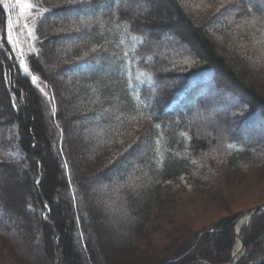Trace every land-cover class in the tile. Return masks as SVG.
<instances>
[{
    "label": "trees",
    "instance_id": "1",
    "mask_svg": "<svg viewBox=\"0 0 264 264\" xmlns=\"http://www.w3.org/2000/svg\"><path fill=\"white\" fill-rule=\"evenodd\" d=\"M135 1L38 0L23 70L0 0V264H224L264 203L234 206L264 186V0ZM225 96L235 134L208 140ZM239 235L235 264H264V208Z\"/></svg>",
    "mask_w": 264,
    "mask_h": 264
},
{
    "label": "rangeland",
    "instance_id": "2",
    "mask_svg": "<svg viewBox=\"0 0 264 264\" xmlns=\"http://www.w3.org/2000/svg\"><path fill=\"white\" fill-rule=\"evenodd\" d=\"M3 1L6 7V16H7L6 39L10 46L11 55H12L11 57L18 63L21 69L25 70V66L23 63V58H24L23 54L28 53L29 51L28 48L30 47L29 43H30V40H31L30 38L32 37V33H33L34 22L37 16L41 13V11L33 10V8L39 5L38 0H3ZM132 7L135 10V13L142 16L144 7H145L143 2H140V0L135 1ZM42 8L44 9V7ZM170 43L171 44H167L161 41L158 47H155L156 49L154 50V52H156V54L159 55V54H164L165 52H168L170 50L180 51L184 49L181 45L179 44L177 45L175 42L172 43L170 41ZM232 100L234 101V99ZM233 101H231L230 98L226 97L225 102L223 100V102L220 103L222 104L221 107L218 106L219 105L218 103L214 102L213 104H215V106L212 108V105H211V107L207 109L206 117L203 121H201V125L199 128L201 129V132H203V136L206 137L208 140L213 139L216 136L226 137L227 135L235 134V133H232L233 131L232 127L228 128L227 125L224 124V122H220V120H218L220 116H223L221 115L222 112H220L221 110H219V108L227 109V107L236 106L235 102ZM116 116H117V113L115 112V109L113 108V106H109L105 110V116L103 119L106 123V121L110 117H116ZM206 122L209 124L207 127L204 125ZM67 131L71 132L74 136H78L80 138H81L80 134L82 136L86 134L88 136L87 140H89L90 136L94 132L97 131V127H95L91 122L87 121L84 123H75L72 126H70L67 129ZM258 136H261V135H259L258 133ZM105 181L107 182V179L98 181L97 183L93 184L89 188L90 193H92L93 195L92 199L95 202L99 201L100 199L99 196L103 194V192L106 190L107 186H106ZM259 195H263L264 197V186L260 187L259 190L247 196L245 199L243 198L242 200L235 202L234 206L244 205L243 207L246 208L245 206H248L254 203L255 200H258ZM103 199H105V197ZM109 204L111 203L108 202V204H104V205H109ZM190 208H193V205L188 203L186 209H190ZM27 209L29 211H32L31 208L29 207ZM245 211H248V210H245ZM196 212L200 215V218H202V220L205 222H209L215 218H218V216L224 215L225 213L222 211L214 210L212 208H203V207H200ZM186 216L188 218L187 222H183L181 220L178 221L184 227L191 226L190 220L194 219V215H191L190 212H188ZM169 219H170V222L172 223L176 221V219L173 217ZM6 223H10V226L17 228L14 222L10 220H8V222ZM244 253L247 254L246 251Z\"/></svg>",
    "mask_w": 264,
    "mask_h": 264
},
{
    "label": "water",
    "instance_id": "3",
    "mask_svg": "<svg viewBox=\"0 0 264 264\" xmlns=\"http://www.w3.org/2000/svg\"><path fill=\"white\" fill-rule=\"evenodd\" d=\"M260 208H264V203H261V204H258V205H256V206H254V207H252L250 210H249V212H247V211H245V213H247V214H245L244 216H242V217H240L237 221H236V223H235V226H234V230H235V238H236V241H239V243H240V254H238L237 256H235V255H233V253H232V255H231V259L227 262V263H224V264H235V263H237V261L240 259V258H242L243 256H244V252H245V248H244V245H243V241H242V238H241V236L239 235V231H240V229L239 230H237L236 229V226H237V224L239 223V222H243V224L244 223H247L249 220H250V218H251V216H252V214L256 211V210H258V209H260ZM244 217V218H243ZM242 224V225H243ZM197 264H208V263H206V262H204V263H197Z\"/></svg>",
    "mask_w": 264,
    "mask_h": 264
},
{
    "label": "bare ground",
    "instance_id": "4",
    "mask_svg": "<svg viewBox=\"0 0 264 264\" xmlns=\"http://www.w3.org/2000/svg\"><path fill=\"white\" fill-rule=\"evenodd\" d=\"M242 224H243V222H239L236 226V229L239 230L241 228ZM240 249H241L240 243H239V241H236L234 248L232 250L233 255L237 256L238 254H240V251H241Z\"/></svg>",
    "mask_w": 264,
    "mask_h": 264
},
{
    "label": "snow or ice",
    "instance_id": "5",
    "mask_svg": "<svg viewBox=\"0 0 264 264\" xmlns=\"http://www.w3.org/2000/svg\"><path fill=\"white\" fill-rule=\"evenodd\" d=\"M35 79H36V78H35V77H33V81H35Z\"/></svg>",
    "mask_w": 264,
    "mask_h": 264
}]
</instances>
